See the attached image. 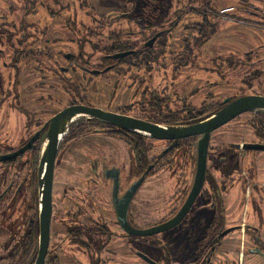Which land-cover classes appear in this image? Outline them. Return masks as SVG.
Returning a JSON list of instances; mask_svg holds the SVG:
<instances>
[{"label": "flooded vegetation", "instance_id": "obj_1", "mask_svg": "<svg viewBox=\"0 0 264 264\" xmlns=\"http://www.w3.org/2000/svg\"><path fill=\"white\" fill-rule=\"evenodd\" d=\"M60 2L0 0V157L15 154L0 161V215L9 211L12 199H22L30 194L33 206L29 211L33 210L35 220H27L21 225L23 230L20 232L17 229L15 232L10 231V242L13 244L11 255L18 254L20 250L26 255L31 253L28 261H33L31 264L34 263L38 247L36 184L46 124L63 109L77 105L72 103L57 111L50 110L51 114L44 120L39 106L43 102L60 104L58 100L44 96L45 88L54 91V83L59 84L61 78L65 80L67 75L76 77L77 71L86 77L105 76L118 70L125 77L129 69H132L130 77L133 79L135 94L138 95L137 101H129L123 109H98L159 126L178 127L204 121L237 99L248 96L264 98V0H228L225 2L227 8L224 17H217L215 9L211 17L207 15L211 11L203 9L199 15L202 22L195 28L197 41L192 38L193 45L189 40L185 44V52H191L193 46L196 47L198 52L193 60L198 62L189 63L187 56L181 64L173 62L169 65L171 70L166 65L157 64L156 56L164 50L163 54L166 52L169 39L163 41V36H167L176 23L169 28L155 25L156 29L133 45L118 41L115 45L118 50H108L101 63L95 67H89L83 61L81 51L62 52L56 51V47H45L50 29H45L47 27L38 22L40 17L37 16L36 8L38 5L46 8L49 4L59 6ZM207 7H210V3ZM210 19L213 20L211 37L215 35L219 27L216 24L221 20L243 28L248 34L262 35L263 38L254 40L250 46L246 43L247 48L244 50L234 49L230 54L221 56L216 52L205 59L199 50L211 39L205 27V22ZM133 21L141 26L138 16ZM148 27L152 29V25L146 24L140 29ZM126 52L130 54L120 59L113 58L115 54ZM39 57L49 59L47 66L43 67ZM60 59L66 61L65 66L60 65ZM127 60L132 61L128 63ZM207 60L212 64H208ZM194 66V71H190L189 68ZM173 70L178 71L177 81H173V75L170 74ZM21 71L24 81H21ZM157 71L170 76L171 88L174 83L184 86L191 80L201 83L199 87L202 90L199 93L211 100L217 98L216 106L210 111L202 103L193 105L189 99L194 95L188 98L189 102L179 96L178 100L186 103L175 111L171 110L168 104L172 103V91L166 94L162 87L155 86ZM232 73L234 76L228 77L227 74ZM204 74L210 75L211 80L205 81ZM228 78L238 79V85L227 84ZM34 79L40 83L33 84ZM23 82L29 96L22 93ZM28 83H31L30 87ZM226 85L232 87L228 95L221 97L224 90L221 87ZM210 88L214 90L204 92ZM39 91L41 95H38ZM161 95L169 98L166 100ZM28 97L30 106L25 101ZM35 105L38 108L32 109ZM246 114L254 115L248 121L247 129L237 127L232 134H217ZM159 116L164 119L175 118L170 122L166 119L160 122L157 119ZM92 121L105 126L104 129H95L97 132L124 142L127 158H124V154L108 158L105 155L101 158L90 157L85 165L88 179L79 180L86 185L88 194L79 192L71 197L60 196L63 207L56 210L58 214L55 216V197L52 195L49 244L53 220L57 222L53 236L58 238L54 240V264H108V247L113 242L128 247L124 256L133 257V263L136 264L141 261L148 264L141 255L157 264H264V109L243 112L210 133L204 180L199 188L196 181L197 150L202 135L161 140L140 131ZM35 136L30 148L19 153ZM69 136L67 128L59 147L64 139H70ZM213 139L216 145L211 149ZM158 144H163V148L151 157ZM57 155L58 152L54 168ZM160 173L164 175L159 176ZM154 179H162L164 194L160 193L153 200L140 198L139 192L144 184ZM31 184H35V189L29 188L26 191ZM137 184L125 215L120 220L116 206L119 205V212L123 215V201ZM6 201L7 207H1ZM158 215L159 218L156 217ZM165 223L171 227L148 237L134 236L126 231L149 230ZM35 225L37 237L36 241H32ZM161 235L164 236L163 240L158 239ZM49 244L45 264L50 256ZM158 247L162 251L157 250Z\"/></svg>", "mask_w": 264, "mask_h": 264}, {"label": "rangeland", "instance_id": "obj_2", "mask_svg": "<svg viewBox=\"0 0 264 264\" xmlns=\"http://www.w3.org/2000/svg\"><path fill=\"white\" fill-rule=\"evenodd\" d=\"M60 1L59 6L49 4L46 8H42L41 5H38L36 8V12H38L37 16L40 17L37 19L38 22L41 25H44V27H47L45 29H50V33L46 35L47 39H45V47H56V51L60 50L62 52L81 51L83 54V61L87 62L89 67H95L101 63L103 55L106 54L108 50L110 51L111 49H115L117 47L115 45L116 43H119L118 41L127 45H133L137 41H141L144 36H147L148 33H151L154 29H156L155 25H157V27L159 25H163L165 28H169L172 24L176 23L174 29L168 32L166 34L167 36H163V41L167 40V38L169 39L166 52L163 54L164 50L161 54L159 53L156 56L157 64L166 65L170 68L169 70H171L169 65L171 66L173 62L181 64L185 61L187 56L189 57V63L194 61L193 57L198 52L196 51V47L193 46V52H185V44L188 40L191 41L192 38L197 41L195 28L202 22L199 18L201 11L203 9H209L211 12H208L207 15L213 17V10L215 9L217 17H224L226 15L224 10L227 8L225 2L228 0ZM208 3H210V7H207ZM122 16L124 18H122ZM137 16L141 19V26L145 24L147 26L152 25V29L149 27L146 29H140L141 26L133 21L134 17L136 18ZM218 25L219 27L216 28L217 32L215 31V35L211 37L213 20L210 19L205 22L206 31L210 32L209 37H211V39L199 50V53L204 55L205 59H207V57H211L212 54H215L216 52H219L218 56H221L222 54H230V52H233L234 49L239 50V48H241L244 50L247 48L245 45L246 43L250 46L254 40H261L263 38L262 35L248 34L243 28L226 21L220 20L216 26ZM191 43L193 45L192 41ZM47 60L39 57V62L43 63V67L47 66ZM128 61L130 60H127L126 62ZM197 62L198 60L193 63ZM207 62L208 64H212L209 60H207ZM59 63L60 65L65 66L66 61L60 59ZM195 67L196 66L189 68L190 71L193 72ZM22 71H24L23 68ZM22 71L21 81H24ZM132 72V69H129L128 73H125V77L121 76L118 73V70L112 71L105 76L86 75V77H82L85 76V74L77 71L76 77H72L70 75L64 77L66 78L65 80L70 79L68 80L69 82L65 81L62 77L59 84L54 83V91H48V89L45 88L46 91L44 92L45 97L48 96L51 100L54 98V101L58 100L60 102V107L57 102L53 105L43 102L39 106V110L43 111L41 116L44 120H46L49 114H51V112H49L50 110L57 111L64 105L72 103L77 105H91L92 107L104 110H107L108 108H110V110L119 108L123 109L126 105H128L129 101L136 102L138 99V95L135 94V88L132 84L133 79L130 77V73ZM45 74L46 72L44 75ZM170 74L173 75V81H177L178 71L173 70ZM227 75L228 77H233L234 73H232V75ZM169 77V75L165 76L163 71H157L155 86L158 88L162 87V89L166 91V94L172 91V103L168 104L171 110L175 111L176 109H179L181 105L189 102V100L193 105L195 104V106L200 103L204 104L205 107L208 108L207 110L210 111H212V108L216 106L215 104L218 101L217 98L211 100L205 98V95L202 96L199 93L202 90V88L199 87V84L201 83L191 80L184 86L180 83H174L172 86L173 88H171V79ZM203 79L207 81L211 80V77L210 75L204 74ZM219 79H221L220 76ZM228 80L227 84L231 85V83H236V85H238V79L228 78ZM33 82V84L40 83L39 81L36 82V79H34ZM73 83L75 85H73ZM30 84L31 83H28L29 87L31 86ZM25 85L26 84L23 82L22 93L24 96H29L27 89H24ZM70 85L73 86L71 87ZM229 85L221 87L224 89L221 92V97L229 94V88L232 87ZM213 90L214 89L212 88L205 89L204 92H212ZM177 91L179 94H177ZM38 93H36V95H41L40 91ZM193 95L194 97L191 98ZM161 96L166 97V100L169 98L167 95ZM179 96L185 99L186 102L184 101V103H181L178 100ZM30 97L25 100L28 102L27 105L29 106L31 105L29 104L30 101H28ZM33 98L35 99V97ZM50 98L48 100H50ZM188 98L191 99L188 100ZM36 108L38 107L35 105L32 109ZM253 117V114H246L240 117L236 122L226 126L217 134H232L234 133L233 130L237 127L245 130L248 128V121ZM174 118L175 117L173 116L172 119H165L170 122L173 121ZM157 119L160 122L165 121L163 116H159ZM104 128L105 126L103 124L97 121L88 120L85 117L77 118L74 122L68 125L70 139L67 141L64 139V141L61 142L57 155V162L54 168L52 191V195L55 197L53 200V203L55 204L53 212L54 216L57 213L56 210L63 207L60 196L63 195V197H71L79 192L83 195L88 194L86 185L80 183L79 180L88 179V172L85 165L88 164V159L90 157L101 158L102 155H105L108 158L124 154V158H127L126 147L122 140L115 139V137L111 135H107L103 132H97V130H95ZM162 145L163 144L157 145L151 157L153 154L159 153V151L163 148ZM215 145L216 140L213 139L210 143L211 149H213ZM163 175V173L159 174V176ZM161 182L162 179L158 181L154 179L151 182L145 183L139 192L140 198L153 200V198L158 197L160 193L164 194V185ZM29 188L35 189V184H31L26 191H29ZM7 203L8 201H6L1 207H7ZM9 205V211L0 215V264H31L33 261L28 263L31 259V253H29L30 251L28 252L29 255L23 254L21 252L22 250L18 251V254H14V256L11 255V251H13V244L10 242L12 238L10 231L15 232L17 229L18 232H20L22 224H24L27 220H35L33 210L29 211V208L33 206V201L30 194H28L27 197L22 199H12ZM152 206L156 207L155 205ZM156 217L159 218L160 216L158 215ZM55 225H57V222L53 220L52 235L49 244L50 256L46 261V264H54L52 259L53 252L55 250L54 240L58 239L53 236ZM7 229H9V231ZM158 239L163 240L164 236L161 235ZM127 248L121 246L120 243H110L108 247L109 255H106L108 258V264H136L133 263V257L129 258L124 256V254L128 251ZM157 250L162 251V248L158 247ZM139 264L145 263L141 261Z\"/></svg>", "mask_w": 264, "mask_h": 264}, {"label": "water", "instance_id": "obj_3", "mask_svg": "<svg viewBox=\"0 0 264 264\" xmlns=\"http://www.w3.org/2000/svg\"><path fill=\"white\" fill-rule=\"evenodd\" d=\"M129 54V52L118 53L113 55V58L120 59ZM263 109L264 98L252 96L243 97L227 104L225 107L217 111L208 119L187 127L159 126L156 124L133 119L131 117L106 112L101 109L89 107L86 105H72L54 115L46 124L47 131L44 135L42 154L39 163V178L37 183L39 235L36 257L33 264H45V257L48 250L50 236L52 216V183L56 154L58 152V147L62 136L66 132L68 125L74 122L77 118L85 117L88 120H98L106 125L123 128L130 131H140L144 135L161 140H177L188 136L202 135V139L198 143L197 150L198 178L196 181L198 182L199 188L204 180L207 147L210 133L243 112L256 110L259 111ZM35 139L36 136L31 138L28 144L20 149L19 153H22L29 149ZM13 156H15V154L0 157V161L7 160ZM138 184L130 189L128 195L126 196V199L123 201V215L121 214V212H119V205L116 206L120 220L122 219V217H124L127 204L132 194L135 192V188H137ZM194 194L196 195L197 193ZM175 222L176 221H174L173 223ZM169 227H171V225L169 223H165L149 230L130 231L126 229V231L134 236L148 237L154 234L162 233ZM141 258L148 264H157L144 255H141Z\"/></svg>", "mask_w": 264, "mask_h": 264}, {"label": "trees", "instance_id": "obj_4", "mask_svg": "<svg viewBox=\"0 0 264 264\" xmlns=\"http://www.w3.org/2000/svg\"><path fill=\"white\" fill-rule=\"evenodd\" d=\"M114 50H118V48L115 49H111L110 51H114ZM37 225H35L34 231L32 232V241H36V237H37Z\"/></svg>", "mask_w": 264, "mask_h": 264}]
</instances>
